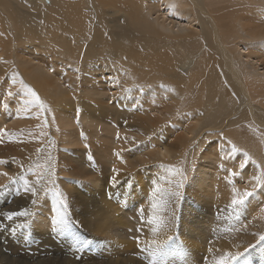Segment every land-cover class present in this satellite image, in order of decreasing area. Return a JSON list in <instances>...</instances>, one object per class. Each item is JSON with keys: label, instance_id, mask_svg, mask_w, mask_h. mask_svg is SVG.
I'll return each mask as SVG.
<instances>
[{"label": "bare ground", "instance_id": "6f19581e", "mask_svg": "<svg viewBox=\"0 0 264 264\" xmlns=\"http://www.w3.org/2000/svg\"><path fill=\"white\" fill-rule=\"evenodd\" d=\"M0 7V81L15 86L9 107L0 101V130L34 125L26 133L39 127L56 138L42 150L32 147L12 170L0 165L6 197L17 193L26 206L20 228L35 230L27 243L67 248L77 260L81 252L91 264H153L152 253L155 264H217L221 258L264 264V0H0ZM175 48L189 52L176 55ZM191 63L199 71L187 73ZM210 65L221 66L213 87ZM214 100L222 101L220 111ZM187 102L200 109L198 119L170 122L171 111ZM36 139L32 146H42ZM189 147L184 190L191 201L176 191L168 205L160 182L176 179L179 189L180 172L168 165L179 163ZM56 153L58 168L66 165L68 174L55 185L54 165L48 164L46 182L38 165L47 157L53 162ZM31 162L33 176L21 178ZM66 186L64 209L55 193L66 194ZM246 190L254 194L231 211V201ZM61 212L71 230L53 233L51 222ZM243 212L248 223L249 213H262L255 222L260 232L237 238L235 229L248 226ZM5 223V232L15 230ZM78 229L91 238H78ZM133 234L140 241L118 242Z\"/></svg>", "mask_w": 264, "mask_h": 264}, {"label": "rangeland", "instance_id": "374dc122", "mask_svg": "<svg viewBox=\"0 0 264 264\" xmlns=\"http://www.w3.org/2000/svg\"><path fill=\"white\" fill-rule=\"evenodd\" d=\"M3 10L4 9L3 8L1 9V7H0V13H1V11L3 12ZM180 51L182 53H188L189 52V50L186 48L185 49L184 48L183 49L175 48V49H171L170 52L177 55V53H179ZM217 54L215 55L216 61L219 59ZM188 58H190V57L183 59L182 63L184 62V60H188ZM191 64H193V63H191ZM220 68H221V66L210 65V69H213L214 72L209 74V77H208L209 86H211V87L214 86V84L211 80H212V77H217L221 74V72L219 71ZM186 70H187L186 71L187 73L199 71L198 69L195 68L194 64H193V68H191V69L188 68ZM13 83L16 84L17 81L15 80V81H13ZM14 88H15V86L11 83L10 80L0 81V101L3 102V107L9 105L8 99H9L11 93L14 91ZM220 93L221 92L218 91V94H220ZM219 103L222 106V101L221 102L215 101V103H211V105H216L217 109L220 111L221 106ZM183 105H185V106H182L181 108L177 107L175 109V111H173V110L171 111L172 116L169 119L170 122L176 118L178 119V118L183 117V116H186V118L198 119V116H199L198 114L200 113L199 108L191 105L190 102H187ZM234 105H235V103H233L231 105V107H233ZM113 106L116 110L120 109L118 104L113 105ZM7 107H9V106H7ZM43 114H45L44 111H43ZM106 117H107V120H106L107 126L113 127V124L111 123L109 116H106ZM217 121H218V115L216 116V119H215V122H217ZM166 125H167V123H166ZM168 126L171 129H175L174 132L183 131L181 129L179 130L178 128L176 129L172 123H169ZM31 128H34V125H31V126L25 127V128H20V129L18 127H15L14 129H9V133L7 130H0V146H2V148H3L2 143H4V145H7V147L3 150V152H0V165L2 164L7 171L12 170L11 164H13L15 162H20L21 161L20 159H23L24 161L27 160V153L29 152V150L32 147H35L38 150H42L45 143H50V142L56 141V138L52 134H50L49 132H48L49 137L45 136L44 129L39 128V127H35L34 135L32 133H26L27 129H31ZM55 131H57V128L55 129ZM15 132H18V134H16ZM101 133L106 134L104 131H102ZM2 134L7 136V137H5L6 140L2 139V136H1ZM35 136H37V139H36L37 143L43 140L42 146H38V147L32 146V141L35 139ZM50 138H51V140H50ZM173 138L174 137H172V139ZM90 141H91V143H93V145L95 144L97 146H101V143L97 138H92V139H90ZM34 145H35V143H34ZM87 145H88V151L90 148L91 154L93 156L94 153H92V151H93L95 145L94 146H92L90 144H87ZM138 146L140 147L139 144H138ZM138 146H136V148H134V151H136ZM55 148H56V152H57V146L56 145H55ZM82 148H84V147H82ZM190 150H191V147L186 149L187 153H185L184 157L181 159V161H179V163L173 162L170 165H168L169 167H171L173 169H178V171L180 172L179 177L181 179L179 181L181 182V185L179 186V189H178L177 185H176L177 184L176 179L168 180V183H164L163 181H161L160 187L163 191V196L165 197V199L161 198L163 202L170 197L171 193L176 192V191H178L181 194V197H183V198L188 197L189 198V196L186 195L184 188L188 182L189 176L191 175V171L187 172L186 157H185L187 154H189ZM121 151L124 154H126V149L121 150ZM144 152H146V150H144V149L141 151H137V155L140 156ZM57 154L58 153L54 154V161L53 162H51L50 159L48 161L47 160L48 157H47L46 165H43V164L38 165V168L42 167L45 169V173H44V181L45 182H46V180L50 179L49 173H48V169H49L48 164L51 163L54 165L55 170H54V178H53L54 182L53 183L55 185L57 184V182H59V179H63L68 174V168L66 165L59 166V168H58V166H57ZM128 154H129V152H127L126 155H128ZM126 155H125V159H126ZM44 162H42V163H44ZM196 162L194 161L195 165H196ZM31 164H32V162L29 163L27 170L23 169V172L21 174V178L22 177L28 178L29 175L33 176L32 174L28 173V170H29ZM72 180H75V179H72ZM76 181H81V180L77 179ZM67 187L68 186L65 187L66 188V194L62 193V191H58V192L61 194L60 199H62V197H63V200L68 205L70 203V199L68 197L69 195H68ZM105 187H107L106 184H105ZM4 188H5V186L2 187V183H0V196H5V197H3V199H1V200H3L4 203H1V201H0V264H85V263L91 264V262L87 258L85 259V257L83 256V254L81 252L74 255V256H78V258L80 259V260L79 259L77 260V259H74L73 257H71V255H73V254H71L68 251H65L67 248H64L61 250V248H62L61 246L60 247H54V248L53 247L51 248L48 246L37 247L34 244L27 243V241H28L27 236H29V234H32L35 230L29 226L20 228L19 221H22V216H16L12 220H8V219H6V217L4 215L5 213H9V212L24 211L23 207H26V206L23 205L22 203H20L19 201H17L18 200V199H16V197H17L16 195H18L17 193H12L13 195L8 194L9 197H6V189H4ZM189 199L191 201V198H189ZM39 202H40V200L35 198L34 205L38 206ZM165 202L168 205L170 204V202H167V201H165ZM230 207H231V211H233L237 206L234 207L231 204ZM34 211H35V209L32 210V213ZM247 211H249L248 207H247ZM249 214L251 215V221L248 223L247 213L243 212V215H242L243 220L248 226L238 227L239 229H241L240 231H238V228L235 229V231L238 232L237 238L254 236V233L257 234L258 232H260V229L257 225H255V222H256L257 217H259L258 215H260L262 213L257 212V216H256V214H254V212H251ZM231 215L232 214L226 215L220 221V225L224 224L226 218L228 216H231ZM187 217H188V215H187ZM6 221L13 223L12 226L15 229L14 234H13V231L5 232V230L8 229L7 223H5ZM26 224L29 225V221ZM169 232H171V231L169 230ZM76 233H77L76 235L78 236V238H83V237L91 238L90 237L91 232L89 234H83V233H80V229H78ZM70 236L75 237V234H70ZM125 236H126V234H125ZM129 240H130V242L140 241L139 237H137L135 234H133V237H129V238H126V240L118 241V242L121 245H123V244H127ZM58 242H61V241H59V239H55L54 240V246L57 245ZM105 242L107 244H109L110 246L113 245V243L110 241H105ZM228 244H236V242L231 240V241H229ZM77 246H80V244L77 243ZM77 246L74 245L73 247L77 249ZM137 248L138 247H136L134 245V249H137ZM65 252L67 253L68 258L65 257L64 254H62Z\"/></svg>", "mask_w": 264, "mask_h": 264}, {"label": "snow or ice", "instance_id": "6c2138e0", "mask_svg": "<svg viewBox=\"0 0 264 264\" xmlns=\"http://www.w3.org/2000/svg\"><path fill=\"white\" fill-rule=\"evenodd\" d=\"M28 93L35 98L34 102L37 105V107H39L40 109H44L45 106L40 102L39 97L36 95V93L32 90V89H28L27 90ZM113 172L115 173V175H113L112 177H110L109 183H111L114 187L116 186V182H117V176L119 175V173L116 172L115 169H113ZM48 173H51V169H48ZM256 181L258 184L261 183V180L259 177H255ZM37 183H39V180L37 181ZM25 191L26 192H30L33 196L36 195V190L34 188L29 187L28 182L25 181ZM254 193L250 192V191H244L243 193H237V197L231 201L232 205L234 207L236 206H242L245 201L247 200V198H249L250 196H252ZM55 195L57 196L59 203L61 205L62 208L66 209L68 207V205L65 203V201L63 199H60L61 194L59 192L55 193ZM35 203V201H33ZM6 219L8 220H12L14 217L16 216H27L28 213L26 211H21V212H9V213H5L4 214ZM52 223V232L53 233H59V234H64L67 233L71 230V222L68 219V217L65 215L64 212H61L59 214V218L58 219H53ZM13 234L15 232V230H12ZM261 240H264V236L260 237ZM230 257L231 260H236L238 258V256H231L230 254H226ZM153 256V264H155V253H152ZM217 264H226V261L224 258H221Z\"/></svg>", "mask_w": 264, "mask_h": 264}]
</instances>
